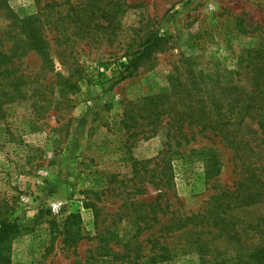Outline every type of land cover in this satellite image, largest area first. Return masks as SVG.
<instances>
[{"label": "rangeland", "instance_id": "rangeland-1", "mask_svg": "<svg viewBox=\"0 0 264 264\" xmlns=\"http://www.w3.org/2000/svg\"><path fill=\"white\" fill-rule=\"evenodd\" d=\"M103 1L107 16L97 19L74 9L76 0H0V51L27 89L25 98L3 105L0 117V223L23 226L12 264L238 263L230 258L233 240H213L224 253L215 261L192 242L210 237L200 231L216 219L211 193L234 188L233 151L197 131L173 139L139 108L143 98L170 92V79H185L186 69L220 75L223 85L226 78L250 84L264 69V0ZM15 15L44 22L49 59L28 44ZM149 32L165 46L125 78L123 56ZM208 148L223 163L211 180L202 163ZM206 207V218L186 221ZM235 211L243 221L264 216ZM71 214L82 221L69 234ZM164 254L167 260L155 258Z\"/></svg>", "mask_w": 264, "mask_h": 264}, {"label": "trees", "instance_id": "trees-1", "mask_svg": "<svg viewBox=\"0 0 264 264\" xmlns=\"http://www.w3.org/2000/svg\"><path fill=\"white\" fill-rule=\"evenodd\" d=\"M103 2V0H76L72 5L74 9L78 7L84 12L97 13L95 18L99 19L107 16L102 6ZM13 20L17 22L28 44L43 58L49 59V43L43 37L44 22L36 15L25 18L15 15ZM165 40L158 33L149 32L142 41L131 47L123 56L126 61L120 63L124 77L132 76L140 62L153 50L165 46ZM9 60L8 55L0 51V117L6 113L2 108L6 102L27 96V89L22 86L24 76L13 77L12 71L7 67ZM186 70L185 79L183 73H177L178 77L173 76L170 79L175 78L171 81L170 92L143 98L139 109L145 114V118H153L157 128L165 127L172 132L173 139L189 140L190 134L195 136L196 131L205 134V138L210 141L218 139L224 147L233 151L235 168L238 169V178L233 189H217L210 195L209 199L216 200V204L211 209L215 211L213 213L216 219L213 220L212 229L206 232L200 231L210 237H206L207 240L199 237L192 242L199 243L205 249L204 252L202 251L203 256L210 253L209 258L215 261L224 253H218L213 240L217 238H224L229 242L233 240L235 252L229 248L230 243L227 249L234 253L230 258H235L238 261L236 264H264V228H262L264 216L243 221L242 219L248 220L246 215L236 214L235 211L238 209L244 214L249 212L248 209L264 212V146L263 141H259L257 136L259 131L261 136L264 135V69H257L250 78L252 82L247 85H241L239 81L233 82L232 78H226L227 84L223 85L220 75L212 77V74L203 71ZM175 71L179 70L175 69ZM254 125L256 128L253 127ZM202 153H205L202 157L205 178L210 180L216 178L220 175L223 165L218 152L208 148ZM208 208L206 207L198 216L186 218V221L195 220L199 216L206 218L211 213ZM219 217L220 222H217ZM81 221L80 215H69L64 224L66 233L70 234L71 226H79ZM182 222L183 219H180L177 223L180 229L186 226ZM22 230L23 226L17 220H4L0 223V264H12V242ZM250 239L254 240L256 245L251 249L244 248V243ZM66 242L65 239L64 243ZM163 256L165 257L155 258L168 259L167 254Z\"/></svg>", "mask_w": 264, "mask_h": 264}]
</instances>
